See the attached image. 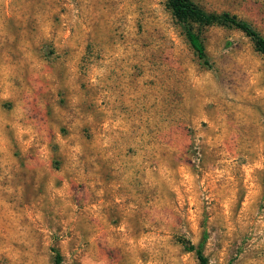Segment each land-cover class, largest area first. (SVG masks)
<instances>
[{
    "label": "rangeland",
    "instance_id": "obj_1",
    "mask_svg": "<svg viewBox=\"0 0 264 264\" xmlns=\"http://www.w3.org/2000/svg\"><path fill=\"white\" fill-rule=\"evenodd\" d=\"M191 1L264 38V0ZM200 38L166 0H0V264H264V56Z\"/></svg>",
    "mask_w": 264,
    "mask_h": 264
},
{
    "label": "trees",
    "instance_id": "obj_2",
    "mask_svg": "<svg viewBox=\"0 0 264 264\" xmlns=\"http://www.w3.org/2000/svg\"><path fill=\"white\" fill-rule=\"evenodd\" d=\"M166 3L173 18L182 29L190 48L203 64L208 65V59L200 38L201 29L214 24L240 30L251 40L255 51L264 56V38L248 23L226 13H208L191 0H166ZM195 26L198 28L196 31L194 30ZM189 250L195 251L199 264H207L206 258L202 254L201 246L196 248L190 246ZM60 261L61 256L56 253L54 264H59Z\"/></svg>",
    "mask_w": 264,
    "mask_h": 264
}]
</instances>
